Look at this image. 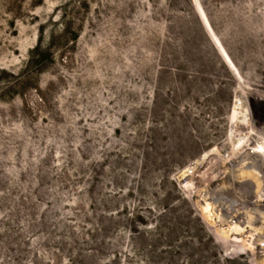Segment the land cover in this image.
<instances>
[{
    "label": "rangeland",
    "instance_id": "374dc122",
    "mask_svg": "<svg viewBox=\"0 0 264 264\" xmlns=\"http://www.w3.org/2000/svg\"><path fill=\"white\" fill-rule=\"evenodd\" d=\"M0 264H264V0H0Z\"/></svg>",
    "mask_w": 264,
    "mask_h": 264
}]
</instances>
